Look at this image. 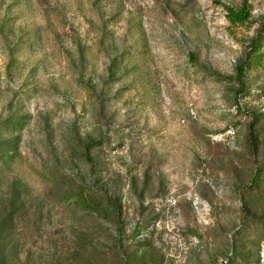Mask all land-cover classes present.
I'll return each instance as SVG.
<instances>
[{
    "label": "rangeland",
    "instance_id": "rangeland-1",
    "mask_svg": "<svg viewBox=\"0 0 264 264\" xmlns=\"http://www.w3.org/2000/svg\"><path fill=\"white\" fill-rule=\"evenodd\" d=\"M0 264H264V0H0Z\"/></svg>",
    "mask_w": 264,
    "mask_h": 264
},
{
    "label": "trees",
    "instance_id": "trees-1",
    "mask_svg": "<svg viewBox=\"0 0 264 264\" xmlns=\"http://www.w3.org/2000/svg\"><path fill=\"white\" fill-rule=\"evenodd\" d=\"M229 15L231 18L232 24L236 23H245L246 15L242 10H230Z\"/></svg>",
    "mask_w": 264,
    "mask_h": 264
}]
</instances>
